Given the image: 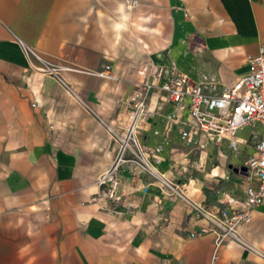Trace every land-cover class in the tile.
<instances>
[{"label":"crops","instance_id":"crops-1","mask_svg":"<svg viewBox=\"0 0 264 264\" xmlns=\"http://www.w3.org/2000/svg\"><path fill=\"white\" fill-rule=\"evenodd\" d=\"M262 46L264 0H0V264H264V202L243 244L216 252L213 233L189 237L202 223L193 203L218 205L212 183L227 180L221 166L182 179L228 146L200 152L178 125L166 131L171 105L142 131L162 147L153 171L131 153L112 170L145 68L175 61L195 82L232 86ZM236 174L246 179L226 193L243 197L257 180Z\"/></svg>","mask_w":264,"mask_h":264},{"label":"built area","instance_id":"built-area-1","mask_svg":"<svg viewBox=\"0 0 264 264\" xmlns=\"http://www.w3.org/2000/svg\"><path fill=\"white\" fill-rule=\"evenodd\" d=\"M34 56L45 65L44 70L56 72L43 57ZM110 69V65L106 66L99 74L109 76L106 71ZM141 74L143 80L135 83L126 99L130 118L124 134L117 137L119 153L112 170L126 160L128 153L139 158L148 171H153L150 159L161 161L162 147H145L142 131L164 103L174 108L167 116L165 130L178 125L181 140L200 152L224 145L238 148L239 131L250 128L255 151L246 163V176L250 181L257 180V184L250 182L243 197L224 193L219 204L212 207L193 203L192 214L202 223L189 235L195 238L213 233L216 252L228 239L243 244L240 229L252 222L256 209L264 202V46L258 53L248 55L247 72L234 85L221 90L212 81L195 82L174 64L152 65ZM103 179L113 183L115 180L109 174ZM163 185L170 186L169 181L165 180Z\"/></svg>","mask_w":264,"mask_h":264},{"label":"rangeland","instance_id":"rangeland-1","mask_svg":"<svg viewBox=\"0 0 264 264\" xmlns=\"http://www.w3.org/2000/svg\"><path fill=\"white\" fill-rule=\"evenodd\" d=\"M171 64H174L177 66V63L175 61L171 62ZM44 69H45V65L42 68H39V71L43 73H52L51 71L44 70ZM212 82L215 84L214 87H216L217 90H221L224 87L222 84H220L219 82L215 80H213ZM171 133L173 134V137H174L175 133L174 132H171ZM239 134L241 137H244L245 139H247L249 137V134H251V129L243 128L240 130ZM253 142H254V139L253 140L251 139L248 145L240 144L238 148H235V149H231L228 147L225 148L222 155H218L211 159H207V163L205 164L204 168H201L203 170L205 169V172L203 173L199 172V170H197L196 168H193V172H191L192 170L191 168L187 173V177L183 178L182 181H189L191 177L193 179H199L197 180V183H199L200 179L204 177L203 175H207V173H212V170L214 168H216L217 166H221L223 173H225L224 178L225 180H227L226 181L227 183L225 184L220 181H213L212 184H218V186L215 188V191H212L213 194L217 196V194L221 195V193H226L228 191L230 192L231 190H237V188L240 187L241 183H243V181L246 178L244 176H240V174H236L231 169H229L228 166L229 164H233L236 167H240V168L243 166L245 167L247 161L254 154V149H253L254 143ZM194 159L196 160L198 159V156H196L195 154H193V161H195ZM207 178L210 180H217L219 178V175L207 177ZM193 184L195 185V182H193ZM205 184H209V183L205 181ZM164 188L171 189L169 186H164ZM179 191L182 194L179 196L180 199L184 201L186 204L191 203L190 200L185 197L184 192H183L184 190L183 191L179 190Z\"/></svg>","mask_w":264,"mask_h":264},{"label":"water","instance_id":"water-1","mask_svg":"<svg viewBox=\"0 0 264 264\" xmlns=\"http://www.w3.org/2000/svg\"><path fill=\"white\" fill-rule=\"evenodd\" d=\"M229 168L231 169V170H233L235 173H246V171H247V169H246V167H236V166H234L233 164H230L229 165ZM105 186H102V188H104Z\"/></svg>","mask_w":264,"mask_h":264}]
</instances>
